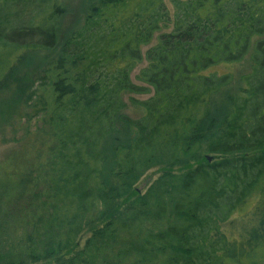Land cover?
Returning <instances> with one entry per match:
<instances>
[{
	"label": "trees",
	"instance_id": "16d2710c",
	"mask_svg": "<svg viewBox=\"0 0 264 264\" xmlns=\"http://www.w3.org/2000/svg\"><path fill=\"white\" fill-rule=\"evenodd\" d=\"M170 5L0 0V264H264V0Z\"/></svg>",
	"mask_w": 264,
	"mask_h": 264
},
{
	"label": "rangeland",
	"instance_id": "374dc122",
	"mask_svg": "<svg viewBox=\"0 0 264 264\" xmlns=\"http://www.w3.org/2000/svg\"><path fill=\"white\" fill-rule=\"evenodd\" d=\"M165 3L168 7V9L171 11L172 7L170 5V0H165ZM73 22V15L68 14L66 16V18H64L63 20V26H65V24L69 25ZM156 38V37H155ZM155 38L154 41L152 42V44L155 43ZM147 48L149 47H145L142 49V55L145 54V51L147 50ZM51 52L50 53H29L27 55L24 56L23 59H21L19 62H17L18 64H16L14 71L11 73V76L9 78V83H11L12 85H19L23 88V91H28L31 92L34 89V78L35 75L39 69V66L43 63H45L47 61V59L51 56ZM145 66V62L144 60L133 70L132 74H131V81L135 84V85H140V83L138 82V80L136 79L138 72L140 69H142ZM248 64H241L238 66V69L240 71H245L247 70ZM149 97V95H133L130 96V98L136 99V100H145ZM126 103L128 104V101H126ZM130 108V109H128ZM126 115L128 116H133L132 114V108L129 106L126 109ZM34 128V122H31L30 124H23L20 127L16 128L17 130V137H19L24 130H32ZM12 135L10 134V128L7 127L6 131H5V135L3 137H0V160H2L4 158V156L6 155V153L12 149L15 145V143L11 142ZM4 140V141H3ZM210 158L209 156H207V154L205 153V151L203 150L201 152V158ZM211 159V158H210ZM176 171V169H174ZM163 174V170L161 168H154L149 170L141 179L140 181L136 184V186L134 187L133 190V196L135 198V196H138L140 194H142L148 187L149 185L158 180V178ZM90 236L89 231L86 229L85 232L82 234V236L80 237L79 241H78V245H79V249L83 246L85 240Z\"/></svg>",
	"mask_w": 264,
	"mask_h": 264
},
{
	"label": "water",
	"instance_id": "95a60500",
	"mask_svg": "<svg viewBox=\"0 0 264 264\" xmlns=\"http://www.w3.org/2000/svg\"><path fill=\"white\" fill-rule=\"evenodd\" d=\"M211 159L210 158H207V161L209 162Z\"/></svg>",
	"mask_w": 264,
	"mask_h": 264
}]
</instances>
